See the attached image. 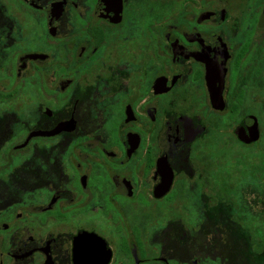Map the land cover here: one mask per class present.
Here are the masks:
<instances>
[{
  "label": "flooded vegetation",
  "instance_id": "obj_1",
  "mask_svg": "<svg viewBox=\"0 0 264 264\" xmlns=\"http://www.w3.org/2000/svg\"><path fill=\"white\" fill-rule=\"evenodd\" d=\"M263 153L264 0H0V264H250Z\"/></svg>",
  "mask_w": 264,
  "mask_h": 264
},
{
  "label": "rangeland",
  "instance_id": "obj_2",
  "mask_svg": "<svg viewBox=\"0 0 264 264\" xmlns=\"http://www.w3.org/2000/svg\"><path fill=\"white\" fill-rule=\"evenodd\" d=\"M255 154H250V157H245L246 168H248L244 175L246 176L247 184L241 186V201L247 207H249L252 213L259 214L264 211V180L256 182L255 179H259V175L264 177V159L260 160V157H253ZM232 168V167H230ZM234 176L241 178V169L235 167ZM257 240H260L264 244V228L256 233Z\"/></svg>",
  "mask_w": 264,
  "mask_h": 264
},
{
  "label": "trees",
  "instance_id": "obj_3",
  "mask_svg": "<svg viewBox=\"0 0 264 264\" xmlns=\"http://www.w3.org/2000/svg\"><path fill=\"white\" fill-rule=\"evenodd\" d=\"M260 160L264 159V153L263 154H257L255 157H260ZM254 157V158H255ZM252 250L250 253V264H264V246L262 244H258L255 242L254 238L252 237Z\"/></svg>",
  "mask_w": 264,
  "mask_h": 264
},
{
  "label": "water",
  "instance_id": "obj_4",
  "mask_svg": "<svg viewBox=\"0 0 264 264\" xmlns=\"http://www.w3.org/2000/svg\"><path fill=\"white\" fill-rule=\"evenodd\" d=\"M253 132L257 133V126L256 125H254V131ZM256 135L254 137H250V138H247V137L240 135V138L242 140H245V141H254L257 137ZM94 237H97V236H95L94 234H91V233H83V234L77 236L76 242L80 243V242L92 241Z\"/></svg>",
  "mask_w": 264,
  "mask_h": 264
}]
</instances>
